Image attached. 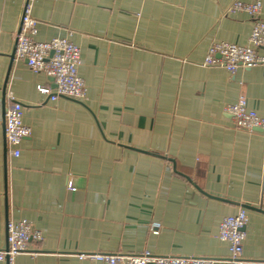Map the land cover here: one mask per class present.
Returning a JSON list of instances; mask_svg holds the SVG:
<instances>
[{"label": "crops", "instance_id": "0c3cea01", "mask_svg": "<svg viewBox=\"0 0 264 264\" xmlns=\"http://www.w3.org/2000/svg\"><path fill=\"white\" fill-rule=\"evenodd\" d=\"M236 1L260 2L264 19V0H0V249L9 221L43 236L12 264L145 251L228 264L219 226L242 209L243 258L264 261V130H239L225 111L244 97L264 117L263 71L203 65L214 43L249 44L252 17L227 13ZM27 2L33 40L80 48L85 102L51 101L39 87L52 78L11 60ZM12 101L31 129L18 157L5 135Z\"/></svg>", "mask_w": 264, "mask_h": 264}, {"label": "built area", "instance_id": "2783aa9c", "mask_svg": "<svg viewBox=\"0 0 264 264\" xmlns=\"http://www.w3.org/2000/svg\"><path fill=\"white\" fill-rule=\"evenodd\" d=\"M262 5L260 2L243 3L234 2L227 13L243 11L253 19V28L248 45H236L226 42L214 43L204 60L205 66L224 67L228 72L235 73L239 68L261 67L264 76V19L261 17ZM38 20L30 10V5H25L21 26L16 34V59L26 60L30 70L43 73L52 78L55 88L40 86L39 90L47 95L51 101L66 97L79 102L87 99L85 81L79 74L81 63L80 48L68 38H54L50 41H35ZM239 130L255 132L264 130V117L247 106V101L241 97L236 103L226 107ZM5 135L10 154L15 157L20 155L21 141L31 135V129L23 123V105L12 101L5 112ZM69 189L75 190L69 183ZM248 216L245 210H240L234 215L225 217L219 226L218 238L227 242L230 255L226 259L228 264H264V261H249L243 258V244L247 233ZM159 223H153L152 231L157 234ZM43 236L39 229L28 221L7 224V246L0 249V262L13 259L19 254H28L32 257L38 252L31 248V242L42 241ZM80 259H89L108 264H217L220 259L213 257H178L154 255L148 251L139 254L127 253H82Z\"/></svg>", "mask_w": 264, "mask_h": 264}, {"label": "water", "instance_id": "95a60500", "mask_svg": "<svg viewBox=\"0 0 264 264\" xmlns=\"http://www.w3.org/2000/svg\"><path fill=\"white\" fill-rule=\"evenodd\" d=\"M15 59V51L12 53V55H11V60H14ZM53 80V79H52ZM79 102V101H78ZM79 103H81V102H79ZM4 114H5V111H4ZM244 208H250V207H248V206H244Z\"/></svg>", "mask_w": 264, "mask_h": 264}]
</instances>
